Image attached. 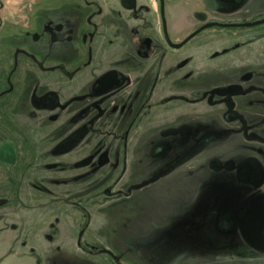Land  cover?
<instances>
[{
  "label": "rangeland",
  "instance_id": "374dc122",
  "mask_svg": "<svg viewBox=\"0 0 264 264\" xmlns=\"http://www.w3.org/2000/svg\"><path fill=\"white\" fill-rule=\"evenodd\" d=\"M179 1L0 0V264H205L195 252L208 243L226 245L218 264H264L250 206L256 194L264 213V176L240 182L264 170V23L211 25L264 19V0H185L201 20L175 32ZM238 84L241 119L191 102ZM198 160L205 169L184 167ZM231 164L229 200L209 198L211 185L192 207V184ZM224 208L217 222L236 230L191 228L216 229L209 214Z\"/></svg>",
  "mask_w": 264,
  "mask_h": 264
},
{
  "label": "crops",
  "instance_id": "0c3cea01",
  "mask_svg": "<svg viewBox=\"0 0 264 264\" xmlns=\"http://www.w3.org/2000/svg\"><path fill=\"white\" fill-rule=\"evenodd\" d=\"M184 3H185V0L179 1V3H177L175 6H173V9L171 10V12L173 14H175V18H174L175 19L174 20L175 32H181L183 30L186 31V30L192 28V26H194L195 24L197 25V23L200 22V20H201L200 16H198L196 13H195L196 15L193 13V10L190 11L186 7H184ZM242 11L243 10H241L240 12H242ZM240 12H239V10L235 12V16L236 17L238 16L237 18H245V17H247V15H245L244 12H242L243 14H241ZM198 13H199V11H198ZM222 16H226V15L223 14ZM222 16L217 14V18H222ZM230 19L231 18L228 15V19L227 20H230ZM177 23H180L182 27H179ZM224 34H226L227 36L228 35L230 36L231 33L226 32ZM262 50H264V49H259V51H262ZM231 148H233V147L223 148V149L220 148L218 150H222L224 152L225 151H229L232 154ZM212 155H217V153H214ZM248 155H251V154H248ZM248 155L246 157H248ZM231 157H234V156L231 155ZM244 158H240V159L242 160ZM199 161L200 160H198L194 164H191V165H188V166H184V167L188 168V171H189V169H194L195 166L198 164L197 165V169L198 168L205 169L207 165H204V163H199ZM184 167L182 166V168H184ZM235 168H236V166L231 164V166H229V168L228 167L227 168L224 167V168L218 169V170H216L217 172H211L212 175L208 179L205 178V176L207 175V173H206L205 176L203 177L202 181H200L198 183V185H195V183L192 184V186H191L192 188L189 191H187V192L184 191L185 194L189 197L188 199H189V201L191 203V206L193 207V204L195 203V201L198 200L199 198H201V196L205 195L204 194L205 190L207 189V187H209L211 185H213L214 188H216V190L214 189L216 192H212V194H210L209 198L215 200V199H217L219 197L218 200H220L221 197H223L224 201L229 200V197H230L229 194L231 193V191L230 190L228 191V185H227V181L226 180L228 179V177H232L233 171L235 170ZM214 169H212V170H214ZM255 172H256L255 173L256 175H253L250 178H248V177L244 178L241 175L240 176L241 184L245 185V184H250L251 183L255 187L258 186V184L260 182H262V180H263L264 170L262 172L259 169V170H256ZM243 175H245V174H243ZM216 176H221V177L220 178H216ZM205 181H207V182L204 183ZM229 184H231V183H229ZM242 185L239 184L238 186H236V190H240V192L237 193L236 197H235L237 199V201H235L236 204L233 203V202L231 203V204H235L234 205L235 207H233V208L237 209V210H239L241 207H243L241 205H243V203H244L243 202L244 197H242V192L244 191V189H242V187H243ZM254 193H257V192H254ZM250 203H251L250 206L254 208L255 213H257L258 217L260 218L261 229H263L262 227L264 225V213H262V211H260V206H259V204L257 202L256 194H254V198H253V200H251ZM224 205H226V204H224ZM220 207H219V209H220ZM217 209L209 214L210 218L214 217L215 223H213V224L216 227V229L215 228H211V225L209 223L208 224H196L195 226H191V228H196L201 233L202 232L203 233L210 232V233H213V234H217V230L219 232H225L226 230H231V229L236 230L237 229L236 228V224H232L229 227H222L220 225V223L217 222V217L219 218L222 215L226 216V214L232 216L231 211L230 210H226L225 208L222 209L221 211H217ZM185 211H187V210H185ZM225 219H227V221L229 220V218H225ZM176 224H178V223H176ZM239 226H247V225L242 224V225H239ZM257 230H258V228H257ZM208 242H209V240H208ZM247 243H244V242L242 243V241L237 242V245L238 244H242L241 246L245 250L246 249L249 250V254L250 255H244V256H241V257L243 259H245V261L252 260V259L258 260V258H257L258 257V254H257L258 253L257 252L258 246H255L253 244L252 245H248ZM10 246H11L10 242L1 241L0 242V256L3 255L6 258L10 257V254H9L10 252L8 250ZM228 248H233V246H228ZM225 250H226V245L223 246L221 244L220 247H217L214 244L212 246H210L209 243H208L206 245V248H202V249L196 250L195 255H196V258H199V259L203 258L205 264H207V263L218 264L219 262L222 261V258H216V257H217V255L224 254L223 252ZM191 257L194 258L193 256H191ZM222 257H224V256H222ZM169 258H170V256L164 255V257H162L160 261L164 262V264H181L182 263V262H179V261H175L174 262L172 258L171 259H169ZM168 260H171V261H168Z\"/></svg>",
  "mask_w": 264,
  "mask_h": 264
},
{
  "label": "flooded vegetation",
  "instance_id": "af4514ba",
  "mask_svg": "<svg viewBox=\"0 0 264 264\" xmlns=\"http://www.w3.org/2000/svg\"><path fill=\"white\" fill-rule=\"evenodd\" d=\"M137 47H138V49L135 48L137 53L142 55L143 57L147 58V54H143V50H141L142 48L140 49L139 46H137ZM176 49H178V48H176ZM107 72H109V71H107ZM117 74H119V73H117ZM119 77L123 79L124 78V74L121 73V75ZM133 83H134V81H133ZM117 85L121 86L120 84H117ZM259 87H261V86L254 85V88H259ZM221 88H227V87L221 86V87L214 88V89L215 90H219ZM226 91H230L231 94L229 95L228 93H224V94H227L224 97V101L223 100L222 101L221 100H217L216 98H214L212 95L209 94L207 96L203 95V96H200L199 98L197 97L195 100H193L191 102L192 103H200V102H202L204 99H206L208 97L209 98V103L212 104L213 106L224 105V106H226L228 108V111L226 112L227 114L225 113L226 114L225 117L228 118V115L231 114V112H236L240 119L243 118L244 117L243 113L240 112L237 108H238V105H240L241 107L245 106L244 105L245 102L243 100V98L245 96H243V95L247 92L246 87L242 88V85L238 84L235 87L227 88ZM258 97H260V96H258ZM228 121H230V122L232 121L231 116L228 118ZM228 127H230V126H228ZM228 127H227V129H228ZM215 131L220 132L219 130H215Z\"/></svg>",
  "mask_w": 264,
  "mask_h": 264
},
{
  "label": "water",
  "instance_id": "95a60500",
  "mask_svg": "<svg viewBox=\"0 0 264 264\" xmlns=\"http://www.w3.org/2000/svg\"><path fill=\"white\" fill-rule=\"evenodd\" d=\"M261 23H264V19L257 20V21H254V22H241V23H235V22H228V23H226V22H213V23H211V25L214 24V25H218V26H221V27H235V26H254V25H257V24H261ZM203 28H200V29L196 30L193 34H191L189 37H187L181 43H173L170 39H168V42L174 48H180L184 44H186L190 39H192Z\"/></svg>",
  "mask_w": 264,
  "mask_h": 264
}]
</instances>
